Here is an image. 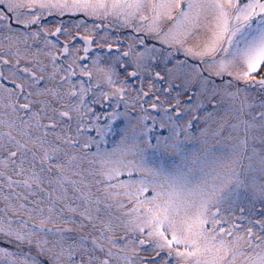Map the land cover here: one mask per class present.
I'll list each match as a JSON object with an SVG mask.
<instances>
[{"label": "snow or ice", "instance_id": "obj_1", "mask_svg": "<svg viewBox=\"0 0 264 264\" xmlns=\"http://www.w3.org/2000/svg\"><path fill=\"white\" fill-rule=\"evenodd\" d=\"M0 264H264V0H0Z\"/></svg>", "mask_w": 264, "mask_h": 264}, {"label": "rangeland", "instance_id": "obj_2", "mask_svg": "<svg viewBox=\"0 0 264 264\" xmlns=\"http://www.w3.org/2000/svg\"><path fill=\"white\" fill-rule=\"evenodd\" d=\"M0 246H2V245H0Z\"/></svg>", "mask_w": 264, "mask_h": 264}]
</instances>
